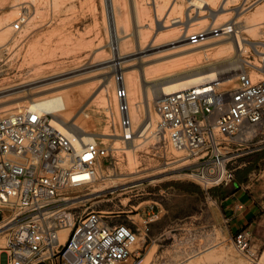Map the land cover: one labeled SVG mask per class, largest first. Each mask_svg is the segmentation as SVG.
<instances>
[{
    "label": "rangeland",
    "instance_id": "obj_1",
    "mask_svg": "<svg viewBox=\"0 0 264 264\" xmlns=\"http://www.w3.org/2000/svg\"><path fill=\"white\" fill-rule=\"evenodd\" d=\"M245 1L230 2L227 13L220 15L216 21L212 20L207 10L202 9L203 20L200 23L192 21L194 23L187 31L183 24L186 13L189 12L191 17L198 16L195 10L189 8L187 0H0V33L6 38V44H0V91L7 90L0 95L20 100L23 102L21 109L28 105L27 96L30 93L22 88L25 84L39 77L54 80L59 73L88 61L100 64L94 74L76 76L71 84L53 89L46 95H63L68 111L59 113L65 119L75 116L69 122L71 125L75 122L74 127L79 125L82 130L93 134H113L102 137L109 139L108 142L116 149L114 162L109 168L104 166L99 169L98 181L81 192L77 206L113 210L121 216L123 223L130 225L126 218L128 215L141 228H144L143 220L152 219L146 237L140 234L135 256L123 264H264V236L249 232L255 255L239 252L233 245L234 234L224 223L213 200H205L195 190L185 192L170 187L175 183L190 189L193 188L191 184L198 185L186 175L187 171L182 170L192 160L172 150L168 138H164L156 128L159 119L154 110L157 101V85L154 84L161 77L172 78L182 69V72L198 68L219 73L223 71L219 64L242 59L249 62L243 64V69L246 68L253 82H264V74L260 72L264 64L259 54L247 45L238 52L229 48L230 36L235 32L250 42L264 43V12L261 10L264 0L248 10L245 9ZM221 2L216 0L214 8ZM236 9L241 11L240 15L236 14ZM22 14H26L27 21L20 31L13 32L11 25ZM166 14L170 18L168 27L156 32L154 19L158 17L160 21ZM174 18L182 23L174 25L177 27L173 29L170 20ZM163 21L165 18L161 23ZM231 23L236 30L233 34L214 36L216 33H210L198 37V43H191L194 49L185 50L182 46L191 40L178 42L183 35L191 38L192 35ZM114 27H117L121 38L119 43L112 36ZM134 33L141 37L145 45L159 33L155 41L157 48L147 52L143 58L147 83L139 81L138 100L142 102L141 107L146 106L147 116L156 117V121L151 126L154 128L150 127L142 136L134 138V146L129 150L114 125L119 118L114 77L121 72L113 70V62H105L114 57L118 47L125 55L135 52ZM174 42L177 43L170 44ZM132 59H125L124 71L137 68V62ZM240 71L235 73L238 75ZM237 75L233 82L223 84L222 88L235 87ZM106 77L109 78V85L108 81L102 82ZM134 96V91H129L130 101ZM105 97L107 110L101 103ZM19 110L12 109L10 112ZM109 111L113 113L114 120ZM6 114L0 113V118ZM143 116L140 122L133 121L134 130H139L146 123V116ZM257 132V136L243 148L241 156L264 149V120ZM239 158L232 162L233 169ZM150 206L154 207L151 213ZM129 209L133 212H121Z\"/></svg>",
    "mask_w": 264,
    "mask_h": 264
},
{
    "label": "built area",
    "instance_id": "obj_2",
    "mask_svg": "<svg viewBox=\"0 0 264 264\" xmlns=\"http://www.w3.org/2000/svg\"><path fill=\"white\" fill-rule=\"evenodd\" d=\"M261 1L247 0L245 9ZM26 21V14L15 19L13 32ZM221 29L225 35L236 31L234 24ZM201 34L191 41L198 43ZM259 59L264 64V44ZM114 78V125L124 143L134 135L129 92L122 74ZM236 79L235 87L222 88L224 83L205 78L154 105L156 128L172 150L193 159L182 170L205 192L232 183V162L264 120V82H253L246 68ZM53 117L31 104L0 118V264H123L135 256L152 219L141 228L128 215L130 225L113 210L77 206L99 169L112 166L116 149L100 134L72 130ZM232 241L239 252L255 255L248 231L236 232Z\"/></svg>",
    "mask_w": 264,
    "mask_h": 264
},
{
    "label": "bare ground",
    "instance_id": "obj_3",
    "mask_svg": "<svg viewBox=\"0 0 264 264\" xmlns=\"http://www.w3.org/2000/svg\"><path fill=\"white\" fill-rule=\"evenodd\" d=\"M187 1L189 4V8H191L192 10H195L196 13L198 14V16L191 17L190 16L191 14L189 12L186 13V21L183 22V24H185V30L189 31V27L194 22L200 23L203 20L201 17L202 16L201 12H203V11H201L202 9L207 10L209 12V15L212 18V20L216 21L220 15H225L227 13V11L229 10L227 8L229 3L234 2L236 0H222L221 4L219 6L217 5L216 9L214 8L216 0H187ZM210 4H212V5H210ZM108 6L111 7V5H109V4H108ZM112 10H113V7H112ZM261 10H263V12H264V6L261 7ZM240 13H241V11L237 12V9H236V14L240 15ZM137 16L138 15H136V19H139V18H137ZM164 18H165V21H163L161 23V20H164ZM164 18L160 19V21H159L158 17H156L154 19L155 24H156V32H158V30L160 31V30L168 27L167 23L169 22V19H170L169 14H166ZM192 21H194V22H192ZM170 22H171V26L182 23L179 19L178 20H170ZM137 23L138 22L136 21V24ZM232 24H234V23H231V25ZM224 26L227 27L228 25H224ZM176 27L177 26H174L173 29ZM244 28H246V27L244 26ZM221 30L222 29L219 28V29H215L212 31H207L206 33H203L199 36L203 37L204 35H207L210 33H216L214 36L224 35V32H221ZM163 32H165V31H163ZM135 33H134V35H135L134 36L135 37V43L134 44H136L135 52H133L130 55H125L121 52V48L118 47V50L115 49L116 51H115L114 57L111 60H109L108 62H105V63L113 62L114 63L112 65L113 70L114 71L115 70L120 71L121 74L124 76V82H125V85L128 89V92L134 91L135 96L133 98V101L132 100L130 101V99H129L130 116H131L132 122L135 121L136 123H138L141 121L142 115H144L143 117L146 116V120H145L146 123L144 122L145 123V124H143L144 126L142 128H140L139 130H134V135H133L131 141H128V142L125 141L124 142L129 150L131 147L134 146L132 144L135 141L134 138L142 136L151 126L154 125V123L156 121L155 120L156 117H153L151 115H150V117L147 116L149 114H147V112L145 110L146 106H144V108L141 107V105H140L141 101L139 102L138 100H139V88L141 87V86L139 87V81L147 83V72L145 71V61L143 58L145 57V54L147 52L157 48V46H155V41L157 40V36L159 33H156L157 36L154 39L150 40V42L146 45L141 40V37H139V35H138L139 32H138V34H135ZM236 33L237 32H235L234 35H231L233 33L229 34V35H231L230 36L231 43L229 46L230 49L239 51V50H242V47L244 45H247L250 48H252L256 54L260 53V50L258 48H259V46L261 47L264 43H261L260 45H258L259 42L258 43L250 42L248 39H245L242 36L237 35ZM112 36H113V39L115 42L119 43L121 41V38L119 37V34L117 32V27H114V29H112ZM204 39H206V38H204ZM188 40H191V38L190 37L188 38V35L186 34V35H183L182 38L178 42H186ZM175 43H177V42L170 43V44H175ZM191 43H193V42L186 43L182 46L185 47L184 48L185 50H189L192 48L194 49V47ZM0 44H1V46H4L6 44V38H5V36L1 35V33H0ZM228 51H229V49H228ZM129 57H133L132 61L135 60L137 62L136 63L137 65L135 64L137 66V68L131 69L128 71H124V68H126V67L123 66V63H125V61H126L125 59H127ZM224 62L226 63V61H224ZM227 63L228 64H222V63L219 64V65H222V67H223V71H221L219 73H215V72H213V70H203V69L197 70L198 68L197 69H188V70L182 72V70H184V69H182L181 72H178V73L176 72V74L174 73V76L172 78L161 77L160 78L161 80L160 79H159V81L157 80L158 81L157 83L154 82L155 83L154 85H157V89L155 91L156 92L155 94L157 95V100L162 98L166 94L175 92L179 88L190 86V85L195 84L198 81L205 79V78L206 79H217L218 81H220L224 84L225 83H231L235 80V76L237 75L235 72H237L239 69H241V71H242L244 63L249 64L248 61L242 60V59H238V60H236V62L235 61L234 62L228 61ZM98 65H100V64L97 62H94V61L89 62L88 61L87 63L80 64L79 66H76L75 68H73L71 70L59 73L57 76L54 77L55 78L54 80L50 81L49 78L45 79V77H39V78L33 80L32 82L28 83L27 85L23 84L24 86H22V88H25V90L30 91L29 95L27 96L28 105L34 104V105H37L42 111L52 113L54 115L53 120L58 124H60V122H64L66 124V126L70 127L72 130H77V129L82 130L83 128L80 127L79 125L77 127L73 126V124L75 125V122L72 125H71V123H69L73 119V117H75V116H72V117L70 116V117L66 118L69 120V121H67L62 116V114L59 113V112H65L66 110L68 111V104L65 102V100H64L65 98L63 97V95L62 96L59 94L46 95V93H48L49 91H51L53 89L61 88L63 86L71 84V82L74 80V79L72 80V78H74L76 76H79V75L81 76V75H85V74H94V72L99 70L96 68ZM181 68H183V67H181ZM184 68L186 69V66ZM260 72L262 74H264V69H260ZM95 75H97V74H95ZM91 76H93V75H91ZM107 81H108V85H109V78H107V77H106V79L104 78V80L102 82L105 83ZM146 86L147 85H144V87L146 89H148V91L150 92L149 88H147ZM106 89H107V86H106ZM103 91H104V88L100 92L102 93ZM5 92H7V90L6 91L3 90V92L0 91V94L3 95V93H5ZM149 94H148V99L150 100L151 98H150ZM40 95H44V96H40ZM37 96H40V97H37ZM6 97L7 96H1L0 97V113H12V112H10L12 109H17V110L21 109L23 102H21L20 100L9 99ZM140 100H141V98H140ZM101 103H103L104 107L107 110V107H106L107 98L106 97L101 99ZM108 103H109L108 104V110H110L111 103H110V101ZM109 112H110V116H112L111 111H109ZM158 119H159V117H158ZM151 128H154V127H151ZM83 132L84 133H90V132H87L85 130H83ZM100 135L101 136H113V134L110 132L100 134ZM187 158H186V160L190 159L193 161V159H191V158L187 159ZM188 161H187V163H188ZM130 165H132V163H130ZM131 169H134V167H131ZM79 198H81V197H78L77 199H79ZM263 257H264V254H263ZM261 261H262V258H261ZM258 264H261V262Z\"/></svg>",
    "mask_w": 264,
    "mask_h": 264
},
{
    "label": "crops",
    "instance_id": "obj_4",
    "mask_svg": "<svg viewBox=\"0 0 264 264\" xmlns=\"http://www.w3.org/2000/svg\"><path fill=\"white\" fill-rule=\"evenodd\" d=\"M205 200H213L232 234L240 230L264 236V149L245 154L234 168V179L212 189L214 197L191 184ZM170 187H173L170 185Z\"/></svg>",
    "mask_w": 264,
    "mask_h": 264
},
{
    "label": "trees",
    "instance_id": "obj_5",
    "mask_svg": "<svg viewBox=\"0 0 264 264\" xmlns=\"http://www.w3.org/2000/svg\"><path fill=\"white\" fill-rule=\"evenodd\" d=\"M172 186H174L176 189L181 190V191H185V192H191L194 191V188H187L186 186L182 185L181 183H175L172 184ZM203 191V190H202ZM205 194L207 195H211L212 197H214L213 193H212V189L209 190L208 192L203 191Z\"/></svg>",
    "mask_w": 264,
    "mask_h": 264
}]
</instances>
